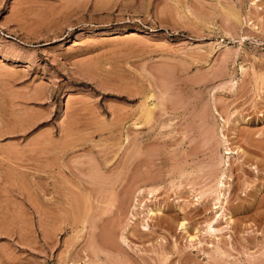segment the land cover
<instances>
[{
  "label": "rangeland",
  "instance_id": "rangeland-1",
  "mask_svg": "<svg viewBox=\"0 0 264 264\" xmlns=\"http://www.w3.org/2000/svg\"><path fill=\"white\" fill-rule=\"evenodd\" d=\"M88 263L264 264V0H0V264Z\"/></svg>",
  "mask_w": 264,
  "mask_h": 264
},
{
  "label": "bare ground",
  "instance_id": "bare-ground-1",
  "mask_svg": "<svg viewBox=\"0 0 264 264\" xmlns=\"http://www.w3.org/2000/svg\"><path fill=\"white\" fill-rule=\"evenodd\" d=\"M238 20V19H237ZM153 96H154V94H153ZM145 97V96H144ZM150 97H152V94H147L146 95V98H150ZM145 99V98H144ZM145 105V104H144ZM143 106V105H142ZM157 105L155 104V105H148L147 107H146V105L145 106H143L142 108L143 109H140V112L142 113V115H139V118H140V116H141V118H140V122H143V123H146L147 121H149V119L151 118V116H152V112H154L153 110H154V108H157L156 107ZM160 106V105H159ZM163 106V105H162ZM145 107H146V109H145ZM141 113H139V114H141ZM154 115V114H153ZM152 119V118H151ZM52 149V148H51ZM53 150V149H52ZM49 151V150H48ZM47 151V152H48ZM47 152H45V153H47ZM49 152H51V151H49ZM54 152V151H53ZM52 152V153H53ZM48 154V153H47ZM47 156H49V155H47ZM63 156V155H62ZM42 157V156H41ZM55 157V156H54ZM47 159H49V157L47 158ZM46 158H45V160H47ZM42 160V159H41ZM44 160V158H43V163L44 162H47V161H45ZM143 160V159H142ZM60 161V160H59ZM140 162H142V161H140ZM149 162V161H148ZM42 163V165H46L47 163H45V164H43ZM96 163V162H95ZM145 163H146V161H145ZM61 164V163H60ZM64 164V163H63ZM140 164H143V162L142 163H140ZM47 167H48V165H46ZM49 166H51V165H49ZM63 166H65V165H63ZM89 166V165H88ZM103 166V165H102ZM241 168H244V166L242 165V164H240L239 165ZM67 167V166H66ZM96 167V166H95ZM99 167H101V166H99V164H98V169H97V172H94V174L92 173V176L90 175V174H88V177H90V179H88V180H91V181H88L89 182V184H92V186H95V184H97L98 183V181H99V176L101 177V176H103V175H101L100 174V171H101V169L99 170ZM251 167V166H250ZM41 168L42 169H44L45 167L43 166H41ZM61 168V167H60ZM65 168V167H64ZM255 172L257 171L256 169V167L255 166H252L251 167ZM89 169V168H88ZM95 169V168H94ZM94 169H93V171H94ZM47 169L45 168V170L44 171H42V172H45ZM92 170V169H91ZM96 170V169H95ZM99 170V171H98ZM58 171H62V169L60 170H58ZM64 171V170H63ZM83 172V171H82ZM81 172V173H82ZM58 173H60V172H58ZM88 173V172H87ZM87 173H84V178H85V174H87ZM97 173L99 174L98 176H97ZM49 174V173H48ZM48 174H47V176H48ZM61 174H64V172L63 173H61ZM103 174V173H102ZM46 176V175H45ZM62 175H60V177H61ZM76 176V175H75ZM81 176H82V174H81ZM52 177V176H51ZM56 177V176H55ZM58 177V176H57ZM64 177V176H63ZM62 177V178H63ZM227 177V175H226V172L225 171H222V172H220L219 173V175H218V179L216 180V186L217 187H223L224 186V179ZM44 178V177H43ZM61 178V179H62ZM87 178V177H86ZM60 179V178H59ZM83 179V178H82ZM101 179V178H100ZM150 179V178H149ZM56 181L58 180V179H55ZM66 180V179H65ZM104 180V179H103ZM148 180V179H147ZM48 181V180H47ZM47 181H45L44 180V182H43V186H42V184L40 185V190H41V192L43 193L42 195L44 196V194H47L49 191L47 190V185H48V183H47ZM56 181H54L55 183H57ZM82 181V180H81ZM85 181H87V180H85ZM85 181H83V182H85ZM53 182V181H52ZM59 182H60V180H59ZM99 182H101V181H99ZM42 183V182H41ZM73 184H75V183H73ZM72 184V185H73ZM100 183H98L97 184V187H98V185H99ZM104 184V183H103ZM55 185V184H54ZM54 185L52 186V187H54ZM56 185H58V184H56ZM55 185V187H58V186H56ZM63 185V184H62ZM62 185H61V187H62ZM66 185V184H65ZM88 186V185H87ZM90 186V185H89ZM55 187L54 188H52V190H51V192H53V194L54 193H57V192H60V191H62V193L63 194H65V196H63V197H65L64 199H65V202H67V204L69 205H71V208L73 207V212L72 211H70L71 212V214H72V216H75V217H73L74 219L72 220L73 222H75V224H77V223H79V224H83V226L85 225V224H88V223H85V222H89V219L87 218V217H90L92 214L90 213V209L89 208H92V207H90L89 205H87V204H84L85 202H87L86 201V199H85V202L82 204L80 201H78L77 199H75V200H73V197L75 198V196H72V195H70V194H73L74 193V191L73 192H71V193H68V192H66V191H64V192H66V193H64L63 192V190L62 189H60V188H58V189H60L59 191H58V189L56 190L55 189ZM68 186H66V188H67ZM75 187V186H74ZM77 188H80V187H78V185H77ZM100 188V187H99ZM98 188V189H99ZM102 188V187H101ZM69 190H70V187L68 188ZM71 189H72V187H71ZM83 189V188H82ZM96 190H94V189H92L93 191H94V193L96 194V192L95 191H97V188H95ZM66 190V189H65ZM72 190H74V189H72ZM71 190V191H72ZM77 190V189H76ZM79 190H81V189H79ZM85 190V189H84ZM57 191V192H56ZM86 191H87V189H86ZM85 191V192H86ZM92 191V192H93ZM99 191V190H98ZM152 191V190H151ZM70 192V191H69ZM80 192H82V191H80ZM50 193V192H49ZM68 193V194H67ZM77 193V192H76ZM75 193V194H76ZM88 194H90L89 193V191L87 192ZM98 193V192H97ZM78 194H79V196H82V195H80V193H77L76 195H77V197H78ZM223 194L224 193H219L218 194V196H217V199H220V195H222L223 196ZM41 195V196H42ZM61 195V194H60ZM97 195V194H96ZM42 196V197H43ZM56 196H57V194H56ZM91 196H93V193H91ZM58 197V196H57ZM63 197H60L61 199L63 198ZM44 198V200H45V196L43 197ZM59 198V197H58ZM59 198V199H60ZM82 198V197H81ZM85 198H88V197H85ZM100 198V197H99ZM43 200V199H42ZM92 200V199H91ZM78 201V202H77ZM98 201V200H97ZM101 201V200H100ZM58 202H60V203H62V201L60 200V201H58ZM74 202H76V204H74ZM79 202L81 203V204H79ZM53 203V202H52ZM55 203H57V201H55ZM59 203V204H60ZM96 203V202H95ZM45 205V204H44ZM61 205V204H60ZM59 205V207H61ZM73 205H75V206H73ZM87 205V206H86ZM94 205V204H93ZM54 206V205H53ZM65 206V205H64ZM89 206V207H88ZM44 207H46V206H43V209H41L40 210V212H41V214H42V218H44V221H45V218L46 217H48V215L49 214H51L50 212H49V209L48 208H44ZM68 207V206H67ZM66 207V208H67ZM95 207V206H94ZM65 208V209H66ZM69 208V207H68ZM48 209V210H47ZM52 209H54V208H52ZM64 210V209H63ZM66 210H68V209H66ZM71 210V209H70ZM52 211V210H51ZM92 211V210H91ZM67 212V211H66ZM73 213H74V215H73ZM101 214H102V212H100ZM51 215H53V214H51ZM95 214H93L92 216H94ZM50 216V215H49ZM65 216H66V214H65ZM68 217V216H67ZM50 218V217H49ZM91 218V217H90ZM96 219H94V217H92L91 219H90V221L91 222H89V226L91 227V232L92 233H95V232H93V230L97 227V224H98V222L96 223V221L97 220H100V218H101V220H102V217H101V215L100 216H97V217H95ZM99 218V219H98ZM67 219V218H66ZM70 219H72V217H70ZM86 219H88L87 221H86ZM95 220V222H94V220ZM92 222H94V223H92ZM85 223V224H84ZM96 223V224H95ZM118 223V222H117ZM75 224H71V225H75ZM181 225H183V223L181 224ZM77 226V225H76ZM80 226H82V225H80ZM82 226V227H83ZM184 226V225H183ZM73 227V226H72ZM98 227H100V225L98 226ZM115 227V226H114ZM60 228V227H59ZM74 228H76L75 226H74ZM101 229H103V228H101ZM110 229V228H109ZM76 230V229H75ZM104 230V229H103ZM108 230V229H107ZM111 230V229H110ZM113 230H114V228H113ZM102 231V230H101ZM100 232V231H99ZM105 232V231H104ZM106 234H107V232L105 233V236H106ZM116 234V233H115ZM103 235V233H101V236ZM108 235V234H107ZM101 236H100V238H101ZM105 236H104V240H105ZM80 237V236H79ZM113 237V236H112ZM112 237L110 238V239H112ZM103 239V238H102ZM109 239V240H110ZM108 241V240H107ZM105 243V242H104ZM113 243V242H112ZM115 243V242H114ZM108 245H109V242L107 243ZM118 244V243H117ZM116 245V244H115ZM113 246V245H112ZM110 247H111V244H110ZM115 247V246H114ZM112 249H113V247H112ZM105 252V251H104ZM97 254V253H96ZM110 255V254H109ZM95 256V255H94ZM96 257V256H95ZM107 260V259H106ZM93 261V260H92ZM94 263V262H93ZM88 264H90V263H88Z\"/></svg>",
  "mask_w": 264,
  "mask_h": 264
}]
</instances>
